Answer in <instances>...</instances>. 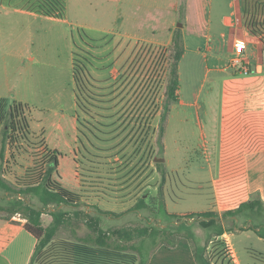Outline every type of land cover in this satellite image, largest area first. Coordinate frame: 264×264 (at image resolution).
<instances>
[{
    "label": "rangeland",
    "instance_id": "1",
    "mask_svg": "<svg viewBox=\"0 0 264 264\" xmlns=\"http://www.w3.org/2000/svg\"><path fill=\"white\" fill-rule=\"evenodd\" d=\"M230 3L231 0H190L187 12V0H181L177 21L186 24L188 16L191 22L183 35L186 44L178 68L179 101L171 103L167 113V87L173 63L171 46L136 44L133 50L126 51L125 60L120 62L124 66L115 82L101 78L100 73H91L88 67L95 58L92 61L85 48V52L75 57L77 65L82 62L88 74L84 91L79 93L80 107L72 115L79 126L77 167L82 200L79 207H60L70 222L58 232L57 238L79 240L92 236L93 231L83 220L84 215H89L98 219L109 234L123 228L159 230L156 240H145L141 255L131 246L140 247L142 239L128 242L110 235L113 247L126 246L139 260L142 257L149 261L160 247L172 249L180 245L194 251V260H203L199 264H206L204 260H210L211 264H264V239L250 229L254 220L250 212L224 218V212L232 205H223L217 187L223 152V135L219 138L222 84L230 78L231 71L215 68L221 42L216 38L207 42L206 25L211 19V36L217 35L221 30L218 21L231 14ZM244 6L250 24H264V0H245ZM163 15L169 17L170 13ZM8 20L0 19L1 47L4 45L0 48V178L16 188V178L33 166L34 155H47L48 151L42 146L35 150L29 144L15 149L4 139L9 106L19 101L30 107L27 117L32 127L31 140L45 144L50 136L48 123L62 115L48 111L72 113L68 106L73 99L59 108L57 105L61 104L51 98L67 78L68 56L61 44L57 42L56 46L59 66L63 68L60 73L50 71L56 81L32 82L27 74H22L23 59L28 57L17 55L23 43L20 25ZM16 197L0 188V206L7 207L8 201ZM26 199L41 206L36 198ZM141 201L147 207L140 210L137 206ZM161 202L178 218L168 222L164 210L159 216ZM50 211H54L53 207L42 218L45 227L53 221ZM202 212L217 213L228 236H216L219 225L201 227L196 214ZM7 215L0 213V226L7 223ZM191 215L195 218H190ZM26 223L17 215L9 222L20 227ZM261 235L264 236V229ZM35 246L36 240L30 234L23 229L14 230L1 251L0 264H30ZM231 246L237 262L229 255Z\"/></svg>",
    "mask_w": 264,
    "mask_h": 264
},
{
    "label": "crops",
    "instance_id": "2",
    "mask_svg": "<svg viewBox=\"0 0 264 264\" xmlns=\"http://www.w3.org/2000/svg\"><path fill=\"white\" fill-rule=\"evenodd\" d=\"M64 1L67 16L62 19L38 12L37 0H0V19L8 20L7 18H9L8 22L16 21L15 23L20 25L23 43L21 42L22 46L19 47L21 50L17 52V55L23 58L24 55L28 57L22 62L23 75L27 74L32 82L44 79L53 84L56 79L54 75L50 74V71L57 70L60 73V69L63 68V66H59L60 57L57 56V42L61 44L65 55L68 56L65 69L67 78L62 82L60 91H54L51 98L61 104V106L57 105L59 108L67 106L68 100L70 101L72 98L73 103L68 106L72 113L68 114L64 111L60 112L59 109H52L48 111L51 114H68L69 116L77 114V92L73 69L75 57L79 52H85L86 49L92 57V61L95 58L93 63H90L89 67L87 66L88 69H91V73H100L101 78L115 82L124 66V64L120 65V62L125 60L127 50H133V47L141 42L170 47L176 30L181 29L182 35H184L191 22L188 16L186 24L180 25L177 21L181 0ZM189 4L190 0H187V12ZM244 4L245 0H231L228 6L231 14L229 16L225 14L218 21L221 30L217 35L211 36V19L206 25L207 42L214 38L221 42V46L216 52L217 57H215L217 70L229 73L226 67L234 56V42L244 40L246 41L245 56L249 59L254 72L249 77L233 76L229 73L230 78L223 81L219 113V138L222 137L224 130L223 116L227 103L225 97L227 82L236 83L234 87L237 94L236 97L228 99L229 111L233 114V111L240 110L239 117L241 115V118L245 113L255 114V117L260 119L262 131H264V44L261 36L252 34L250 23L245 16ZM166 12L170 13L169 17H164L163 13ZM216 13L218 14V11ZM183 40L185 41V38ZM2 43L0 42V48H4V45L1 47ZM24 48L26 49L24 50ZM210 49L214 50L212 47ZM30 87L36 92L33 83L30 84ZM38 88L40 87L38 86ZM52 89L55 90L54 87ZM180 102L185 104L181 99ZM244 172L247 183L245 199H249V201L260 199L264 204V147L254 145L244 153ZM251 221L254 225L255 221ZM18 229L24 230V227L11 226L9 222L0 226V254L8 245L14 230ZM227 234L221 237H226ZM180 247L179 245L172 249L167 246L158 248L154 257L147 264H199L198 260H194V257L196 258L194 251ZM230 249L233 253L232 259L237 262L232 246ZM172 257L175 260H170ZM2 261L0 260V263Z\"/></svg>",
    "mask_w": 264,
    "mask_h": 264
},
{
    "label": "trees",
    "instance_id": "3",
    "mask_svg": "<svg viewBox=\"0 0 264 264\" xmlns=\"http://www.w3.org/2000/svg\"><path fill=\"white\" fill-rule=\"evenodd\" d=\"M37 10L46 16L62 19L67 16L64 0H37ZM250 30L253 35L261 36L264 44V24L251 23ZM171 47L173 63L167 87L165 113L169 112L171 103L179 101L177 96L179 90L178 68L185 53L181 29L176 30ZM73 76L79 108V93L84 91L86 76H88L82 62L77 65V61H74ZM235 85V82H227L225 86L227 103L223 116L221 179L217 187L223 205H232L224 212V218L237 217L243 212L249 211L250 217L259 222H254L255 224L250 229L253 228L264 239V236L261 235L264 229V204L260 199L251 201L245 199L247 183L244 172V153L254 145L264 147V131H262L260 119L255 117V114L245 113L241 118V115L239 117L240 110L233 111V114L229 111L228 99L237 96ZM233 106L235 107V104ZM30 111V107L21 102H14L9 106L4 139L8 140L15 149H20L18 145L23 147L25 144L32 145L31 147L35 150H39L41 146L46 147L48 154L34 155L33 166L28 168L23 176L16 178V188L0 178V188L17 195L15 199L8 201L7 207L0 206V213L7 212L8 215L5 218L7 222H10L16 214H21L27 220L23 226L24 230L37 242L30 264H147V260L142 257L139 260L136 254L131 253L130 248L119 244L113 247L109 239L111 234L119 240L128 242L142 239L140 247L131 246L132 250L138 251L141 255L145 240L147 238L157 239L159 230L155 228H123L113 230L109 234L103 230L98 219L95 220L92 216L84 215L83 220L93 231L92 236L79 240L57 238L58 232L70 222L60 207H79L82 200L81 181L77 167L79 126L73 116L63 114L58 118H53L47 125L50 129L49 140L45 144H35L31 140L32 127L27 117ZM165 118L163 117V120ZM27 196L38 199L41 206L38 207L29 202L26 199ZM227 199L231 201L226 203ZM51 207L54 209V211H50L53 221L48 227H45L42 218L45 211H49ZM145 207L147 206L143 201L137 206L140 210ZM162 210H164L165 220L178 218L174 214H169L165 204L161 202L159 216ZM196 216L201 219L199 220L201 227L221 226L216 236L221 237L227 233L224 227L219 224L220 219L217 213L202 212ZM189 217L195 218L194 215ZM164 231L162 230V232ZM228 252L233 257L230 248H228ZM200 261L203 260H198V262ZM204 261L206 264H211L210 260Z\"/></svg>",
    "mask_w": 264,
    "mask_h": 264
},
{
    "label": "built area",
    "instance_id": "4",
    "mask_svg": "<svg viewBox=\"0 0 264 264\" xmlns=\"http://www.w3.org/2000/svg\"><path fill=\"white\" fill-rule=\"evenodd\" d=\"M234 56L230 60V63L226 67L227 70H230L233 76H243L249 77L253 75V69L249 62V59L245 56L246 51V41L236 40L234 42ZM19 218H22L23 221H27L21 214H16Z\"/></svg>",
    "mask_w": 264,
    "mask_h": 264
},
{
    "label": "water",
    "instance_id": "5",
    "mask_svg": "<svg viewBox=\"0 0 264 264\" xmlns=\"http://www.w3.org/2000/svg\"><path fill=\"white\" fill-rule=\"evenodd\" d=\"M163 161V160H162Z\"/></svg>",
    "mask_w": 264,
    "mask_h": 264
}]
</instances>
